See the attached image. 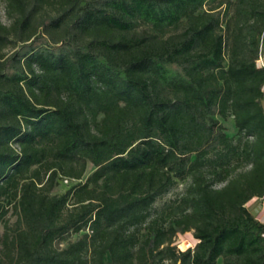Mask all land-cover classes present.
<instances>
[{"label":"trees","instance_id":"16d2710c","mask_svg":"<svg viewBox=\"0 0 264 264\" xmlns=\"http://www.w3.org/2000/svg\"><path fill=\"white\" fill-rule=\"evenodd\" d=\"M2 1L0 264H264V0Z\"/></svg>","mask_w":264,"mask_h":264},{"label":"rangeland","instance_id":"374dc122","mask_svg":"<svg viewBox=\"0 0 264 264\" xmlns=\"http://www.w3.org/2000/svg\"><path fill=\"white\" fill-rule=\"evenodd\" d=\"M0 18L2 21L6 22V17H5V13H4V3L2 0H0ZM257 62L259 64H263L264 65V47L261 48L260 50V55L259 58L257 59ZM264 103V101H263ZM224 127H225V131L228 135L233 136L236 133V129L233 126V122L230 118H228L227 120L222 121ZM93 170V166L91 164L87 165L86 168V172L84 174L85 178L86 176H88ZM183 184L184 182H179L178 185L167 195H165L164 197H162L161 199H159L155 205L160 206L163 202H165L166 200H169L171 198H173L174 196H176V194H178L182 188H183ZM69 187V183H65L64 181H58L57 186L53 189L54 193H62L64 192L66 189H68ZM7 216L9 217V224L10 226L14 225V222L16 220V214L12 213V210L9 209ZM3 227L0 224V233L2 232ZM76 238V236H73L72 239ZM66 243L62 242L60 244V246H64ZM174 244L176 245V248H178L179 250H183L187 247H193L195 244V240L192 236V231H187L184 233H178L175 237H174ZM218 263H220V259L218 260Z\"/></svg>","mask_w":264,"mask_h":264},{"label":"crops","instance_id":"0c3cea01","mask_svg":"<svg viewBox=\"0 0 264 264\" xmlns=\"http://www.w3.org/2000/svg\"><path fill=\"white\" fill-rule=\"evenodd\" d=\"M246 206L257 220L264 223V197H254Z\"/></svg>","mask_w":264,"mask_h":264},{"label":"built area","instance_id":"2783aa9c","mask_svg":"<svg viewBox=\"0 0 264 264\" xmlns=\"http://www.w3.org/2000/svg\"><path fill=\"white\" fill-rule=\"evenodd\" d=\"M64 182H65V183H67V182H68V180H67V179H64Z\"/></svg>","mask_w":264,"mask_h":264}]
</instances>
